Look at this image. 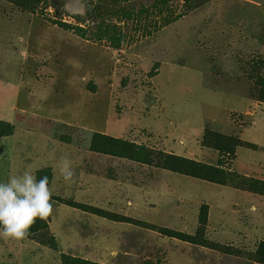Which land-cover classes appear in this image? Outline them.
<instances>
[{"label":"rangeland","instance_id":"obj_1","mask_svg":"<svg viewBox=\"0 0 264 264\" xmlns=\"http://www.w3.org/2000/svg\"><path fill=\"white\" fill-rule=\"evenodd\" d=\"M35 1L0 0V119L7 120H0V181L34 160L37 179L48 176L51 185L55 163L48 158L55 161L60 146L79 161L73 182L59 184L57 170L50 186L54 209L44 236L55 237L57 249L40 242L41 232L0 238V264H147L141 229L160 234L169 249L187 248L159 227L198 235V246L238 264H264V0H213L183 18L187 0ZM224 137L249 144L236 149V171L254 160L255 178L234 170L237 155L213 149L230 148ZM122 144L148 158L132 161ZM168 155L213 164L225 185L262 196L259 219L250 223L237 213L241 192L208 190L200 179L158 170ZM83 174L96 185L92 192H81ZM148 200L157 206L148 209ZM204 204L216 207L209 233ZM124 217L139 228L123 234V250H138L132 261L124 252L111 255L121 232L132 228L121 224Z\"/></svg>","mask_w":264,"mask_h":264},{"label":"crops","instance_id":"obj_2","mask_svg":"<svg viewBox=\"0 0 264 264\" xmlns=\"http://www.w3.org/2000/svg\"><path fill=\"white\" fill-rule=\"evenodd\" d=\"M0 120L1 121H7L6 119H0ZM242 136H243V134H242ZM58 148H60V149L57 152L52 153V156L53 157L55 156V161H53V159L50 157L48 158V160H51L52 163H55V165L58 166V163L60 162V160H62L64 158H68L73 162V169H75L76 168V166H75L76 161H79V160H76L77 156L75 155V153L72 150H69L70 148H62L61 146ZM59 152H61V154L64 158L60 157V156L57 157ZM91 154H93V153L91 152ZM236 155H237V159H236L235 164L233 166L235 171L237 170L236 166L239 165V164H237V161L239 158L238 152L236 153ZM33 161L30 162V166L34 163ZM46 162H50V161H46ZM208 165H213V164H208ZM51 166H53V165H51ZM34 169H38V168H34ZM158 170H164V169H158ZM165 171H167V170H165ZM256 171H257L256 163L254 160H252L251 162L245 164L244 166H239V169L236 172L243 174L247 178L251 179L253 176L255 178ZM177 175H179V174H177ZM180 176H182V175H180ZM183 177H187V176H183ZM89 178L92 179L91 177H89ZM188 178H192V177H188ZM59 179H62V178H59ZM192 179H195V178H192ZM195 180H199V179H195ZM254 180H256V179H253V181ZM199 181H203V180H199ZM204 182H206L209 185V187H206V189H208V190H211L212 187L216 186V187H218V189H220L221 193H224V191H228L227 189H229V188L233 189L236 192H241L242 193L241 194L242 200L240 202H236V204H234L233 207L237 208V210H238L237 213L242 214L243 216H246L247 217L246 220H249L250 223H254L255 219L256 220L259 219V215L261 213V208H262V196H260L259 194H256L253 191H249V190H245V189H238V188H235V187H232L229 185H219V184H215V183H211V182H207V181H204ZM54 183H55V178H53V182L51 183L50 186H52ZM58 183L59 184H61V183L66 184L63 181V179L61 182L58 181ZM77 183L82 187L81 192H83V193H86V191H87V193H88V191L92 192L91 187L96 186V185H94L93 182H90L89 180H87L85 175L83 176L82 183H79L78 181H77ZM210 185H212V186H210ZM192 188H194V187H192ZM221 193H220V196L222 197L223 200H225L227 197ZM148 198L150 199L149 196H148ZM193 198H194V195L192 193L181 197L177 201L178 208H180L179 206H181L182 203H188L189 202L188 200H191ZM145 199H146V197H145ZM145 204H146V207H148V209L155 208L157 206L156 204L152 203L151 200L145 201ZM204 205L208 206L209 210H210V212H209V220H210L209 223L210 224L208 227V233H209L210 229L211 230L214 229V228H212L213 226L211 223V217H212L213 208H216V207L213 204H211V205L204 204ZM126 217H128V216H126ZM140 222H143V221H140ZM143 223H147V222H143ZM89 224L90 223H88V225ZM96 224L97 223L93 221V223L90 224L88 227L90 232L93 234H95L99 231L98 230L99 227ZM121 224L122 225H130V227H132V228L129 231L121 232V235L118 237L119 246L117 249H116V247H115V249L114 248L111 249V255L115 257L116 255H119V252H124L125 259H127V260L129 259V261H132L133 257H140L139 255H136L138 250H136L133 245H129V244H128L129 247L126 248L125 250H123V245H122V243L124 242V235L123 234H127V235L128 234H137V232L136 233L133 232V229H137V231H138L139 228H137V227H135L129 223H121ZM154 226H156V225H154ZM121 227H128V226H121ZM156 227H159V226H156ZM224 227H225L224 223H221V224H219L218 229H224ZM79 228H81V226ZM79 228H78V231H79ZM159 228H162V227H159ZM248 229L249 228L245 227V230H244L245 235H247V232L248 233L250 232V229L249 230ZM141 230L144 231L143 234L141 233L142 239L140 242L141 247L143 248L142 257L144 258V261H146L147 264H185V263H187V264H220V263H223L224 264V262H226V264L229 262L228 264H230V262H233V261H234L233 264L239 263L235 258L228 256V255H226V256L221 255L219 252L213 251L209 247L193 245V244L183 242V241H181V242H183L185 245L184 247H187V248L178 250V252H177L176 251L177 248L176 249H171V248L169 249L166 247V244L164 243V240H163V238H161L160 234H157V233L156 234H150L149 232H147V231H150L148 229H141ZM197 231H198V226H197ZM181 233H183V232H181ZM79 234H81V231H79ZM170 239H174V238H170ZM176 240H178V239H176ZM125 241H127V239H125ZM178 241H180V240H178ZM125 243H127V242H125ZM133 243H135V242H133ZM153 243H156V244H153ZM184 252L186 255H188V257L190 259H188V258L185 260L181 259L182 256H186V255H183ZM199 254L204 257L200 261H198ZM222 259H224V260H222ZM252 264H261V263H252Z\"/></svg>","mask_w":264,"mask_h":264},{"label":"clouds","instance_id":"obj_3","mask_svg":"<svg viewBox=\"0 0 264 264\" xmlns=\"http://www.w3.org/2000/svg\"><path fill=\"white\" fill-rule=\"evenodd\" d=\"M40 169L31 167L10 175L7 182L0 181V238L21 240L30 234L39 220L46 221L53 214V190L49 177L37 179ZM65 183L73 182V162L64 158L58 166H53V176Z\"/></svg>","mask_w":264,"mask_h":264},{"label":"trees","instance_id":"obj_4","mask_svg":"<svg viewBox=\"0 0 264 264\" xmlns=\"http://www.w3.org/2000/svg\"><path fill=\"white\" fill-rule=\"evenodd\" d=\"M213 0H187L186 1V8H185V14L181 16V18H183L184 16L194 12L195 10L201 8L202 6L212 2ZM25 5H35L38 2L35 0H23ZM53 5L55 6H61V0H53ZM4 128V125L0 124V133L2 131V129ZM225 138V137H224ZM227 140V142L229 143V149L228 150H223L220 149L219 146H215L213 147V149L219 151L220 153L223 154H229L230 156L236 155V149L238 147H242V146H249V144L244 143L242 140L237 139L235 140L233 137H226L225 138ZM208 138L207 135H205L204 138V143H207ZM230 142L232 144H230ZM235 142V144H233ZM111 144V142H110ZM114 144V143H113ZM116 144V143H115ZM210 147V146H208ZM121 150L130 155L132 161H134V159H139L141 157L142 158H148V155L145 154L140 148L134 147L132 144H122V146L120 147ZM212 148V147H211ZM163 162L162 166H160V168L164 169V170H170L174 173H178L184 176H188V177H192L195 179H200L203 181H207V182H211V183H215V184H219V185H225L222 181V177H223V172H220L219 168H215L211 165L208 164H203L197 161H193V160H188L186 158H182L181 156H173V155H168L166 157H162L160 158ZM135 162V161H134ZM142 163V162H141ZM50 183V182H49ZM61 202V204H66L68 206L71 207H80L82 208V206L80 204L77 203H71L65 200L60 199L59 200ZM207 207V206H206ZM208 208V207H207ZM83 209L86 210H90L92 213L100 215V216H109L111 217L109 214L104 213L102 210H97V209H92L89 207H83ZM113 218H117V216H114ZM122 219V218H121ZM200 225L201 226H206L208 223V214L206 215L203 210L200 213ZM121 222H128V223H132L134 222L132 219L129 218H123V220ZM138 224H142L144 225L143 222H138ZM161 233L163 234V236L168 237V238H176L179 240H182L184 242L193 244V245H201L200 243H197V237L193 236V235H189L186 233H181V232H177L168 228H158ZM49 230L48 227V222L43 221V220H39L37 219V221L35 222V224L33 225L32 229L30 230V234H39L40 232L43 234V239H41L40 242L45 243L46 245H48L50 248L52 249H57V242L55 237H48V236H44L47 235ZM28 235V236H29ZM211 242H206L203 244L209 245ZM74 264H95L92 263L90 261H85V260H81V259H76L74 262Z\"/></svg>","mask_w":264,"mask_h":264}]
</instances>
